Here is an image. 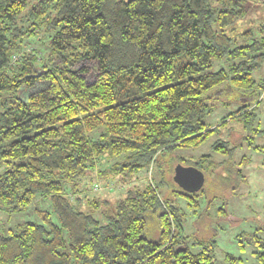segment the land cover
Segmentation results:
<instances>
[{
    "label": "trees",
    "instance_id": "16d2710c",
    "mask_svg": "<svg viewBox=\"0 0 264 264\" xmlns=\"http://www.w3.org/2000/svg\"><path fill=\"white\" fill-rule=\"evenodd\" d=\"M250 1L0 0V206L48 195L59 221L38 209L42 224L0 234V264H214V242L190 248L184 213L154 182L85 209L80 194L94 171L131 182L160 152L201 143L214 129L204 117L217 92L257 101L264 37L237 45L228 32ZM248 106L233 113L247 125ZM213 146L231 154L227 141ZM207 157L192 162L204 175ZM102 161L110 164L98 169ZM176 186L198 206L202 188ZM254 255L264 264V250Z\"/></svg>",
    "mask_w": 264,
    "mask_h": 264
},
{
    "label": "rangeland",
    "instance_id": "374dc122",
    "mask_svg": "<svg viewBox=\"0 0 264 264\" xmlns=\"http://www.w3.org/2000/svg\"><path fill=\"white\" fill-rule=\"evenodd\" d=\"M247 31L251 33L250 36L246 34ZM228 32L237 45L263 38L264 0L250 1L246 13ZM225 64L224 61H214L213 69ZM253 76L258 83L264 84V61L254 70ZM255 88L259 92L257 101H243L245 96H241L239 90L227 88L222 94L217 92L219 95L211 101L210 111L204 117L207 127L214 128L206 138L196 146H177L160 152L155 162L146 171L136 173V178L131 182L122 183L117 177L101 178L94 171L91 180L88 178L82 182L85 191L80 194V208H87V200L113 203L132 184L141 186L154 182L160 195L170 199L184 213L183 235L190 248L196 251L212 240L214 264H258L254 253L263 251L264 247L255 242L253 235L264 242V151L251 146L248 138L252 137L251 141L256 145L264 143L261 134L264 131V87L257 85ZM242 103H248L255 113L252 124L247 125L242 116H233ZM256 128L261 132L257 134L253 130ZM217 140L228 142L232 148L230 155L215 149L213 144ZM202 155H208L207 160L212 164L210 162L202 190L197 195L198 206L194 207L189 205L192 201L186 196L172 193L177 190L172 173L180 158L185 159L180 161L181 164L192 165ZM230 162H233L234 168L230 167ZM107 164L110 163L102 161L97 168L103 169ZM237 169L241 170L242 181L237 179ZM219 208H224L225 212H220ZM38 209L48 211L51 220L59 224L50 197L37 195L25 208L0 206V234H9L23 221L42 224ZM64 237L67 240L66 232ZM196 241L198 243L194 244ZM72 264L79 263L74 260Z\"/></svg>",
    "mask_w": 264,
    "mask_h": 264
},
{
    "label": "water",
    "instance_id": "95a60500",
    "mask_svg": "<svg viewBox=\"0 0 264 264\" xmlns=\"http://www.w3.org/2000/svg\"><path fill=\"white\" fill-rule=\"evenodd\" d=\"M174 182L187 192L199 191L205 180V175L201 169L195 165H183L180 162L173 167Z\"/></svg>",
    "mask_w": 264,
    "mask_h": 264
}]
</instances>
